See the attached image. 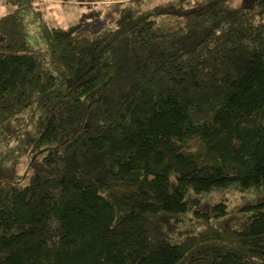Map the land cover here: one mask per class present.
<instances>
[{"label": "trees", "instance_id": "1", "mask_svg": "<svg viewBox=\"0 0 264 264\" xmlns=\"http://www.w3.org/2000/svg\"><path fill=\"white\" fill-rule=\"evenodd\" d=\"M3 1L0 165L32 169L0 177V264H264V0H119L41 50ZM232 187L262 196L220 226Z\"/></svg>", "mask_w": 264, "mask_h": 264}, {"label": "rangeland", "instance_id": "2", "mask_svg": "<svg viewBox=\"0 0 264 264\" xmlns=\"http://www.w3.org/2000/svg\"><path fill=\"white\" fill-rule=\"evenodd\" d=\"M35 6L33 10H30L29 15L23 16L24 35L29 46L35 49H45V40L43 34V24L60 25L67 28L70 24L76 23L86 14V18L89 20L86 24V28L92 29L91 31L98 32L105 26H110L113 23V19L118 15L120 8L124 3L131 2L133 6H139L141 12H153L158 8H165L170 5H176L180 0H105L97 3L87 4L85 2L77 0H35ZM15 7L7 6L3 0H0V17L7 12L14 10ZM39 10V12L37 11ZM20 126L17 128L19 129ZM7 153H10V146L8 144L1 145ZM12 157V156H11ZM8 163L9 168H4L0 165V177H7L10 173L16 174L13 178L17 177L24 171L25 167L29 168L28 158L14 160ZM23 168V169H22ZM32 168H29L31 172ZM12 170V171H11ZM14 179V180H15ZM264 195V194H263ZM262 196L255 191L240 192L237 188L232 187L218 192L212 197L207 198L204 202L206 209H209L213 203L226 202L228 204L230 212L216 223L220 226H226L232 223L238 224L240 214L238 209L244 204H248L253 200ZM196 222H190V225H195ZM183 227V226H182ZM191 227V226H190ZM202 227V226H201ZM199 227V228H201ZM193 229H198L191 227Z\"/></svg>", "mask_w": 264, "mask_h": 264}]
</instances>
